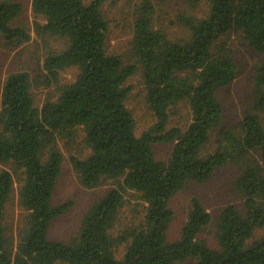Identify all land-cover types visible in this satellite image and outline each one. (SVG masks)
<instances>
[{
	"label": "trees",
	"instance_id": "obj_1",
	"mask_svg": "<svg viewBox=\"0 0 264 264\" xmlns=\"http://www.w3.org/2000/svg\"><path fill=\"white\" fill-rule=\"evenodd\" d=\"M106 0H33L40 34L60 37L66 46L45 59L46 82L59 94L39 107L28 71L10 73L0 98V264H264V0H207L205 17L180 15L187 30L173 38L155 27L153 0H141L134 21L136 62L125 64L108 52ZM163 2L165 0H159ZM17 0H0V36L12 47L31 39L14 22ZM237 33L261 54L256 65L253 105L240 122L222 130L219 148L203 154L220 126L219 92L237 77L238 66L226 37ZM146 101L156 121L141 134L128 105V78L139 65ZM76 67L74 81L61 72ZM188 102L191 121L172 125L179 102ZM87 147L72 154L71 165L86 187L113 179L116 186L89 207L70 241L50 236L52 222L72 202H55L64 168L61 138ZM173 144L167 160L155 146ZM235 165L234 190L242 203H228L215 223L214 243L204 233L213 214L199 195L191 197L179 235L170 236L177 216L172 200L190 182L209 180L219 167ZM18 187V190H17ZM20 209L17 235L8 220L14 195ZM127 194L141 201L139 220L115 233ZM11 208V211H9Z\"/></svg>",
	"mask_w": 264,
	"mask_h": 264
},
{
	"label": "rangeland",
	"instance_id": "obj_2",
	"mask_svg": "<svg viewBox=\"0 0 264 264\" xmlns=\"http://www.w3.org/2000/svg\"><path fill=\"white\" fill-rule=\"evenodd\" d=\"M22 5V11L15 25L25 27L31 33V39L20 47H12L0 36V98L2 96L4 82L10 73L28 71L31 75V90L35 103L41 107L47 101L56 100L59 89L56 83L46 82V69L44 66L46 56L50 51H58L66 46L60 37L49 36L37 32V22L46 20L33 9V0H17ZM90 2L91 0H84ZM141 0H106L102 6V12L109 21L107 37L108 52L121 55L125 64L136 62L133 49L134 21L137 6ZM155 5L154 25L161 27L173 38L184 37L187 30L179 21L180 15H195L205 17L209 12L207 0H153ZM227 45L238 66V74L234 82L224 87L219 92V99L224 106L223 121L216 130L211 132L210 141L204 148L203 154L216 151L222 142V130L231 128L240 122L243 113L253 105L256 90V65L262 58L261 54L252 49L247 42L237 33L226 37ZM139 65V64H138ZM78 74L76 67L68 68L61 72V82L69 83L75 80ZM131 92L128 105L133 111L137 121V131L141 134L152 125L156 119L153 111L146 101V87L139 65L138 71L130 76L127 81ZM264 121V114H262ZM191 121V111L188 102H179L172 113V125L186 127ZM58 145L64 156L63 172L58 180L54 201L72 202L71 207L52 222L50 236L56 239L70 241L82 224L83 218L93 202L106 191L116 186L113 179L104 180L96 187H86L78 179L71 162L72 154L84 155L87 147L80 135L77 142H71L61 138ZM173 144L158 143L155 153L158 159L167 160L171 154ZM7 165L0 163V170ZM239 174L238 167L226 165L219 167L214 175L205 182H190L172 200L176 211L174 223L170 229V236H178L179 231L187 218L191 197L199 195L205 207L213 214V223L204 233V237L213 244L215 223L220 211L228 203H242L241 198L234 190L235 180ZM18 190V187H17ZM17 194L14 195L12 211L8 220L12 225L11 232L17 235L19 226L20 209L17 206ZM142 211L141 201L132 194H127L126 202L115 220L114 231L119 232L124 226L139 220ZM264 233V227L256 232V235Z\"/></svg>",
	"mask_w": 264,
	"mask_h": 264
}]
</instances>
